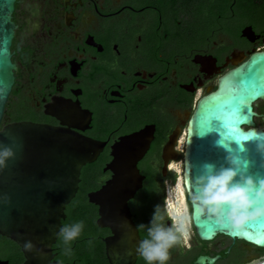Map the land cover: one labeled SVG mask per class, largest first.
I'll use <instances>...</instances> for the list:
<instances>
[{"label":"flooded vegetation","instance_id":"af4514ba","mask_svg":"<svg viewBox=\"0 0 264 264\" xmlns=\"http://www.w3.org/2000/svg\"><path fill=\"white\" fill-rule=\"evenodd\" d=\"M12 21L14 84L0 129L21 121L63 125L103 142L97 158L81 169L82 174L95 163L100 168L96 186L88 193L111 177L107 165L113 144L153 126V137L137 162L141 187L128 200L139 236L147 238L153 205L175 214L179 204L172 194L178 157L164 158L163 148L176 128L178 139L182 136L192 106L217 88L220 77L264 50V0H15ZM253 109L255 126H264V100ZM178 139L173 150L182 160ZM182 187L187 212L181 206L175 217L185 220L189 214L188 238L170 249L167 264H198L199 256L215 257L210 264L264 260V248L242 240L224 235L199 239ZM170 191L173 208L168 204ZM165 222L172 223L167 217ZM99 229L109 264L104 238L111 232ZM58 240L52 246L53 259L79 264L78 257L64 254ZM23 261L20 247L0 235V264ZM134 264L145 261L139 255Z\"/></svg>","mask_w":264,"mask_h":264},{"label":"water","instance_id":"95a60500","mask_svg":"<svg viewBox=\"0 0 264 264\" xmlns=\"http://www.w3.org/2000/svg\"><path fill=\"white\" fill-rule=\"evenodd\" d=\"M14 3L15 0H0V119L14 84L15 65L10 52ZM234 86L237 98L243 95L249 99L251 119L238 118V122L230 121L224 129L219 121H213V131L200 135L208 108L229 101ZM253 93L259 98L251 100ZM258 100H264V50L252 53L227 71L219 78L217 88L195 104L184 130L182 151V181L188 196L195 188L196 178L204 174L206 164L214 165L216 170L227 167L229 156L238 158L237 179L240 174L264 179V152L257 149V142H264V126H255L253 120L257 116L253 107ZM235 102L231 100V105ZM1 129L0 147L11 148L14 155L0 168V235L20 247L22 264H59L53 259L52 246L66 217V205L78 190L82 167L97 158L104 143L63 125L21 121ZM153 131V126H146L113 144V158L107 165L111 177L87 193L88 201L97 207L96 225L111 232L104 238L109 264H134L139 256L137 246L142 239L131 218L128 200L141 187L137 162L146 152ZM179 134L180 129L176 128L169 136L162 152L164 158L169 155L176 159L180 155L173 150ZM190 221L201 240L224 235L264 248V217L233 230L198 213L191 205ZM25 242L32 243L31 251H25ZM214 261L215 257L199 256L196 263ZM255 264H264V260Z\"/></svg>","mask_w":264,"mask_h":264},{"label":"clouds","instance_id":"9594fccd","mask_svg":"<svg viewBox=\"0 0 264 264\" xmlns=\"http://www.w3.org/2000/svg\"><path fill=\"white\" fill-rule=\"evenodd\" d=\"M257 149L264 152V142H257ZM13 155L11 148L0 147V168L5 167L6 161ZM226 159L228 166L218 170L212 164L204 166L205 172L196 178L195 188L191 190L188 200L198 213L214 219L221 226L239 230L245 223L264 217V179L254 180L243 174L237 179L238 158L229 156ZM163 207L161 204L153 205L147 238L137 246V253L145 264H167L170 249L188 238L187 222L178 221L173 213L162 210ZM184 210L187 212V204ZM166 217L172 223H166ZM84 227L83 220L59 227L58 236L64 245L65 255H71V243L80 237ZM140 227L145 225L141 224ZM32 248L31 242H25V251Z\"/></svg>","mask_w":264,"mask_h":264},{"label":"trees","instance_id":"16d2710c","mask_svg":"<svg viewBox=\"0 0 264 264\" xmlns=\"http://www.w3.org/2000/svg\"><path fill=\"white\" fill-rule=\"evenodd\" d=\"M99 172L100 168L96 163L84 167L79 190L70 203L66 205V217L62 221L63 225L79 220L84 221L83 232L78 239L71 243V256L78 257L79 264H106L102 252V243L98 239L100 229L95 223L97 209L88 201L86 196L87 191L96 186V177ZM58 244L64 246L60 237Z\"/></svg>","mask_w":264,"mask_h":264},{"label":"snow or ice","instance_id":"6c2138e0","mask_svg":"<svg viewBox=\"0 0 264 264\" xmlns=\"http://www.w3.org/2000/svg\"><path fill=\"white\" fill-rule=\"evenodd\" d=\"M236 91L237 88L234 86L231 99L225 102V104L213 105L208 108L207 113L203 118V123L199 128L200 135H204L210 131H213V121H219L220 127L224 129L228 126V123L230 121L233 123L238 122V118L248 120L251 119V116L248 115L249 113H251V108L249 107V99L245 98L243 95L237 98L235 96ZM258 98L259 94L257 93H253L250 97L251 100H256ZM231 100L236 101L234 105H231Z\"/></svg>","mask_w":264,"mask_h":264},{"label":"bare ground","instance_id":"6f19581e","mask_svg":"<svg viewBox=\"0 0 264 264\" xmlns=\"http://www.w3.org/2000/svg\"><path fill=\"white\" fill-rule=\"evenodd\" d=\"M184 138H185V136H184ZM182 140H183V138H182ZM180 142H181V138H180ZM183 145H184V143L182 141V147H183ZM174 166H175V164H174ZM182 169H183V164H182ZM176 170H177V168H176ZM180 180H181L180 182L175 184L176 188L172 192V194H174L178 198L177 201L179 204H178V208H176L177 210H175V208H173V204H175V196H173V204H171V191L168 192V196H169L168 204H171V208H173V212H175V214H178V216H179L180 209H182V207L185 205L184 204V190L182 187V183H183L182 172H181ZM185 216H187V219L189 220V214H185Z\"/></svg>","mask_w":264,"mask_h":264},{"label":"rangeland","instance_id":"374dc122","mask_svg":"<svg viewBox=\"0 0 264 264\" xmlns=\"http://www.w3.org/2000/svg\"><path fill=\"white\" fill-rule=\"evenodd\" d=\"M194 107V105L192 106V108ZM192 110V109H191ZM185 121H186V119L184 120V123H183V126H184V124H185ZM184 135V133L182 134V136ZM182 136H180L179 137V139H178V142H179V140H180V138L182 137ZM183 138V140H184V137H182ZM182 138H181V142L178 144L179 145V149H180V151H182V149H183V147H182ZM181 158V156L179 155L178 156V158H177V160L173 163V172L175 173V178H176V180H177V182L176 183H178V182H180L181 180H180V176H181V172H182V160L180 159ZM174 164H175V166H174ZM176 168H177V170H176ZM175 183V184H176ZM186 218H187V216H186ZM186 220V222H187V225H188V219H185ZM188 231H189V226H188ZM190 234V233H189ZM257 262H259L258 260H256L255 262H251V263H248V264H255V263H257Z\"/></svg>","mask_w":264,"mask_h":264}]
</instances>
